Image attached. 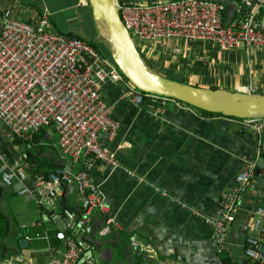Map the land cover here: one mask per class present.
I'll use <instances>...</instances> for the list:
<instances>
[{
    "label": "crops",
    "instance_id": "1",
    "mask_svg": "<svg viewBox=\"0 0 264 264\" xmlns=\"http://www.w3.org/2000/svg\"><path fill=\"white\" fill-rule=\"evenodd\" d=\"M214 1L224 6L223 23L249 13L242 0ZM42 10L53 31L88 44L89 38L98 40L104 65H110L109 46L99 38L86 0H0V16L30 24ZM258 12L264 14V2ZM156 40L139 41L136 48L144 64L156 73L200 87L264 93L262 47L223 51L209 41ZM165 42L174 44L170 49ZM127 85L124 80L101 87L103 102L111 106L110 116L118 127L112 140L104 135L99 140L114 154L118 166L94 162L90 171L118 228L104 234L95 230L82 240L77 263L90 257L92 264H222L219 255L224 253L229 264H255L245 255L244 246L245 238L254 235L251 221L257 207L264 224V170L256 166L260 154L264 161V126L206 116L192 106L154 95L135 103L123 93ZM39 134L40 149L24 142L27 137L0 127V148L27 158H44L53 167L62 160L55 131L50 125ZM246 163L253 164V177L218 253L204 218L213 213L221 193ZM31 176L27 172L25 181H13L8 187L0 183V264H49L51 257L63 251L62 242L54 237L62 225L52 221V210L39 208L29 194L18 193L22 185H30ZM54 203V211L65 206L78 212L80 196L75 189L68 192L61 187ZM90 217L97 229L101 213L93 209ZM133 235L145 240L144 246L137 242L135 252L130 247ZM139 248L144 254L137 252Z\"/></svg>",
    "mask_w": 264,
    "mask_h": 264
},
{
    "label": "built area",
    "instance_id": "2",
    "mask_svg": "<svg viewBox=\"0 0 264 264\" xmlns=\"http://www.w3.org/2000/svg\"><path fill=\"white\" fill-rule=\"evenodd\" d=\"M120 21L133 41L179 38L186 42L209 41L219 50L241 47L264 48V14L258 7L264 0H242L249 13L223 23L224 6L214 0H113ZM118 70L104 65L100 54L86 41L62 34L47 25L45 10L33 24L21 19L0 16V127L17 137H27L43 127L52 126L62 160L48 173L31 176V183L18 193L29 194L37 207L51 211L53 222L62 229L54 237L62 242L63 251L50 258L49 264H92L90 257L79 263L83 241L95 230L104 234L118 223L108 214V206L98 184L91 180L93 163L114 168V154L100 143L104 135L110 141L118 124L111 118V106L103 102L104 83L124 81ZM123 93L135 103L142 96L131 85ZM263 127L264 119H247ZM0 148V183L4 187L27 178L28 162L22 154H11ZM127 174H131L127 171ZM253 177V164L246 163L234 183L221 193L216 207L204 220L211 229L212 246L219 253L226 240V227L239 209L242 196ZM61 187L74 189L80 196V207L54 211L55 198ZM101 213L96 229L90 212ZM262 210L256 208L251 221L254 235L245 238L244 253L254 263L264 264V224ZM73 231V237L65 231ZM36 236V235H35ZM131 250L137 242L130 241Z\"/></svg>",
    "mask_w": 264,
    "mask_h": 264
},
{
    "label": "water",
    "instance_id": "3",
    "mask_svg": "<svg viewBox=\"0 0 264 264\" xmlns=\"http://www.w3.org/2000/svg\"><path fill=\"white\" fill-rule=\"evenodd\" d=\"M91 17L97 23L99 38L109 46V55L117 70L136 90L174 99L196 109L220 113L238 119H264V93L248 90L234 91L209 88L167 78L148 68L141 59L136 46L124 29L114 7L113 0H86ZM258 169L264 170L263 156L256 161ZM258 173V171L256 170ZM131 240L145 245V240L133 235ZM137 252L144 254L139 248ZM90 254V253H89Z\"/></svg>",
    "mask_w": 264,
    "mask_h": 264
},
{
    "label": "trees",
    "instance_id": "4",
    "mask_svg": "<svg viewBox=\"0 0 264 264\" xmlns=\"http://www.w3.org/2000/svg\"><path fill=\"white\" fill-rule=\"evenodd\" d=\"M89 44L93 46V44H91V43H89ZM95 50L100 54V52L97 49H95ZM100 56L103 57L101 54H100ZM107 58L109 60L110 65L116 68V66L113 64V62L111 60V57H110V55L108 53H107ZM167 77L170 78V79L172 78V77H169V76H167ZM172 79L177 80L176 78H172ZM138 93L142 96V100H144L145 95H151V94H147V93H144V92H141V91H138ZM156 97H157V99L163 98V97H160V96H156ZM172 100H174V99H172ZM175 101H177V100H175ZM177 102L185 104V103L180 102V101H177ZM185 105H187V104H185ZM188 106H190V105H188ZM199 111L201 112V114L206 115V116H222V117L235 118V117H231V116H224V115H221L220 113L207 112V111H203V110H199ZM40 136L41 135L39 134V130L36 131V132H32V133H30L27 136L26 139H24L25 140L24 142H26L28 145H35L38 149H40V147L38 146L39 143L41 142V140L39 139ZM11 154H13V153H11ZM26 160L28 161V165H29V167L27 169V172L30 175H34V174H38V173L45 174V173H48V172L52 171L56 167V166L51 167L52 163L49 162L47 164L48 161L45 160L44 158H39V157L34 158V157H32V158H26ZM73 234H74L73 231H69V230L65 231V235L66 236L73 237ZM128 254L130 256H132L131 253H128ZM219 257H220V260H221L222 264H229V260L226 257V255H224V253L223 254L220 253ZM255 264H258V263H255Z\"/></svg>",
    "mask_w": 264,
    "mask_h": 264
},
{
    "label": "rangeland",
    "instance_id": "5",
    "mask_svg": "<svg viewBox=\"0 0 264 264\" xmlns=\"http://www.w3.org/2000/svg\"><path fill=\"white\" fill-rule=\"evenodd\" d=\"M91 41H88L89 43H91V44H93V47H95V48H97V49H99V52L100 53H102L103 54V49L101 48V43H99V41L98 40H96L95 38L94 39H91V38H89ZM133 39V43H134V45L136 46V48H138V41L135 39V38H132ZM158 41H160V40H156L155 42H157L158 43ZM172 44H174V43H172V42H165L164 43V45H165V47L166 48H170L171 49V46H172ZM104 48L106 49V46H104ZM101 54V55H102ZM106 58H107V55H106ZM108 59V58H107ZM119 72V71H118ZM120 73V72H119ZM48 135V134H47Z\"/></svg>",
    "mask_w": 264,
    "mask_h": 264
}]
</instances>
